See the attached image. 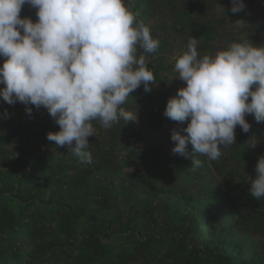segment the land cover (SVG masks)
<instances>
[{"label":"trees","instance_id":"16d2710c","mask_svg":"<svg viewBox=\"0 0 264 264\" xmlns=\"http://www.w3.org/2000/svg\"><path fill=\"white\" fill-rule=\"evenodd\" d=\"M226 1L166 2L169 19L150 28L159 47L149 53L137 45V57L147 59L149 68L155 66L150 68L155 80L163 81L158 72L173 66L165 62L173 46L155 30L188 27V39L199 40L202 57L210 53L216 29L198 21L200 12ZM160 5L134 0L132 10L151 27ZM35 13L25 4L20 15L34 21ZM138 89L122 105L132 112L138 109L137 122L125 125L121 119L107 129L98 119L91 122L97 128L96 140L88 137L91 164L79 163L66 146L59 155L45 146V131L35 128V121L27 129L11 119L10 111L0 116V264H264V238L251 234L253 228H264V197H251V181L236 180L240 162H252L255 169L264 155L260 124L246 115L248 133L237 126L242 138L224 146L219 159L196 154L202 163L192 167L190 159L171 151L172 130L188 123L163 115L173 96L144 91L139 97ZM251 133L259 138L254 148L245 143ZM132 158L141 165L125 172Z\"/></svg>","mask_w":264,"mask_h":264},{"label":"clouds","instance_id":"9594fccd","mask_svg":"<svg viewBox=\"0 0 264 264\" xmlns=\"http://www.w3.org/2000/svg\"><path fill=\"white\" fill-rule=\"evenodd\" d=\"M25 4L36 9L35 22L21 18ZM133 4L134 0H0V58H5L0 98L9 105L24 104L29 116L32 106L45 108L59 125L58 132L47 133V140L58 148L66 146L81 164L93 161L88 150V137L94 136L91 122L98 119L106 129L121 119L125 125L137 122L138 109L132 112L122 105L141 84L150 93L155 83L145 58L137 57V45L151 53L159 40L132 10ZM231 4L233 14L246 8L244 0ZM234 24L243 27L245 21ZM198 45L197 38L189 37L187 51L176 58L175 70L186 86L168 99L163 113L180 124L188 121L180 131L172 130L171 151L190 159L196 168L202 163L196 154L215 161L223 146L236 143L237 126L250 131L246 115L264 122V43L256 46L242 37L214 56L202 57ZM254 171L249 192L259 200L264 197V155Z\"/></svg>","mask_w":264,"mask_h":264},{"label":"rangeland","instance_id":"374dc122","mask_svg":"<svg viewBox=\"0 0 264 264\" xmlns=\"http://www.w3.org/2000/svg\"><path fill=\"white\" fill-rule=\"evenodd\" d=\"M154 2H160L162 5H160L159 9L156 12V15L152 17L150 22V28L154 27L158 21L164 20L167 21L169 19L170 11L165 6L166 2L168 0H153ZM174 1V0H171ZM177 1V0H175ZM244 3L246 4V8L239 12L233 14L231 9V0H227L224 4H220L219 2L213 3V5H208L205 7L198 17V21L209 23L213 25V27L216 29L213 34V40L211 41V50L210 53L207 55L214 56L218 51L223 50L227 47V45L230 44L229 38L233 37L234 39H242L247 38L250 41H253L254 44H257L256 46H261V43H264V0H244ZM36 11V9H35ZM238 19H242L245 21V24L243 27H238L234 24V22ZM37 20V17H34V22ZM207 25V24H206ZM155 28H153L154 30ZM155 35H163L165 34L169 40V43L173 46V50L171 53L167 54V57L165 59L166 63H171L172 69L171 71H159L158 75L162 77L163 81H157L155 80L154 85L152 86V91L156 92H164L169 96H174L177 92L173 91L174 86L177 87H185L186 82L178 78V72L175 70V61L176 58H178L180 55H182L185 51H187V45H188V27L185 28H179L177 30H174L172 28H169L168 31H163L160 29L155 30ZM259 41V42H258ZM200 45V44H199ZM5 58H0V66H2V63ZM148 61L147 59H145ZM152 69L155 68L154 65L150 67ZM0 87H4V85H0ZM138 95L141 97L144 92L143 84L138 89ZM253 90H255V86L253 87ZM249 99H251L249 97ZM1 107H0V116H4V110L10 111V117L13 121L19 122L23 127L29 128L30 122L33 120L35 121V128H43L45 133L43 132L42 136L45 141V146L54 149V151L59 155L61 153L60 149L54 145V142H50L47 140V133L49 132H58L59 131V125H56L53 118H51L47 112V110L43 107H41L39 110H37L34 106L33 112L31 116H29L25 111V105L17 102L14 105H9L6 102H3L0 100ZM253 122L252 120H249ZM2 123H0L1 125ZM98 124L102 125L100 121L98 120ZM260 129H261V135L264 137V122H260ZM94 133L97 132V128L94 124ZM166 126L168 129L170 128V124L167 123ZM240 127V126H238ZM243 133L241 130L235 131V140L237 138H242ZM254 136V137H253ZM92 137V141L96 140L95 137ZM246 144H254L259 143V138L255 136L254 133H251L249 136L246 137ZM256 144V145H257ZM9 149L15 150L16 144L10 143ZM225 147L223 146L221 148V153H224ZM232 150L230 149L227 151V155L231 154ZM119 154H125V150L119 151ZM227 159V163L230 162V166L233 165V159L230 157ZM221 157V156H220ZM219 157V158H220ZM207 158V157H206ZM218 158V159H219ZM208 159V158H207ZM122 160V158H120ZM209 160V159H208ZM141 163L138 159L132 158L129 161V164L127 167H124L125 172H134L136 169L140 167ZM239 165L241 167L238 170V174L236 176L237 181H243L245 180L246 183L248 181H251V179H254L256 176V173L253 169V163H244L240 162ZM217 171L214 167L211 168V172ZM254 202L252 201L251 205L254 206ZM251 234L255 237L256 240H260L264 238V228L255 230V228L251 229Z\"/></svg>","mask_w":264,"mask_h":264}]
</instances>
